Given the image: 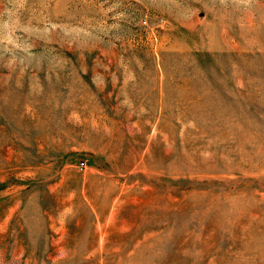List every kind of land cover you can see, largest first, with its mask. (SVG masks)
<instances>
[{"label": "rangeland", "instance_id": "1", "mask_svg": "<svg viewBox=\"0 0 264 264\" xmlns=\"http://www.w3.org/2000/svg\"><path fill=\"white\" fill-rule=\"evenodd\" d=\"M0 264H264V0H0Z\"/></svg>", "mask_w": 264, "mask_h": 264}, {"label": "built area", "instance_id": "2", "mask_svg": "<svg viewBox=\"0 0 264 264\" xmlns=\"http://www.w3.org/2000/svg\"><path fill=\"white\" fill-rule=\"evenodd\" d=\"M80 165H81V167H84L85 164H84V162H82Z\"/></svg>", "mask_w": 264, "mask_h": 264}]
</instances>
